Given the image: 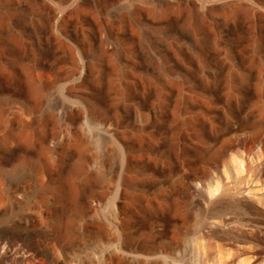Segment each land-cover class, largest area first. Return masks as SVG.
Wrapping results in <instances>:
<instances>
[{
    "label": "rangeland",
    "instance_id": "1",
    "mask_svg": "<svg viewBox=\"0 0 264 264\" xmlns=\"http://www.w3.org/2000/svg\"><path fill=\"white\" fill-rule=\"evenodd\" d=\"M248 185L264 216V0H0V264H201Z\"/></svg>",
    "mask_w": 264,
    "mask_h": 264
},
{
    "label": "bare ground",
    "instance_id": "2",
    "mask_svg": "<svg viewBox=\"0 0 264 264\" xmlns=\"http://www.w3.org/2000/svg\"><path fill=\"white\" fill-rule=\"evenodd\" d=\"M152 1L158 2L161 0H152ZM171 6L172 5L167 4L165 8L159 9L156 5H152L150 7H146V8L144 7L141 10L140 9H138V10L141 11V13L143 10V12H145L146 15L151 16V17L143 16V23L147 24V23H154V21H156L157 18L161 19V16ZM98 46L102 50V52H104V53L107 52V49L105 48L104 40H101L99 42ZM140 65L142 68L145 67V64L142 61L140 62ZM200 95L202 96V98L207 99L206 101L208 103L211 102L212 104H220V103H223L224 101H226L225 98H220V96H218L213 91H203L200 93ZM186 104H185V106H187ZM196 106L198 108V105H196ZM196 106H195V108H196ZM201 106L203 107L202 103H201ZM195 108L192 105L191 107L187 108V111L188 110L194 111ZM207 110H209V109H207ZM199 115H197L196 117L198 118ZM244 130H246V129L244 128ZM241 134H242V136H244L243 133H241ZM250 138L253 140V142L254 141L257 142V140L259 139V138H257V136L255 134H253ZM245 142H247V141L245 140ZM243 186H245V185H243ZM240 187L237 188L238 190L234 189V190L240 192V193H238V194H240L238 196H237V194L234 193V190H232L233 191L232 192L228 188H225V186H224V188L226 190H224V191L222 190L221 193H219L220 191L219 192L217 191V188H214V187L209 188V193L211 195H213V198L211 197V195H209L212 198L211 199L209 197L211 199L210 200L211 206H212L211 209L213 208L212 210H214V211H211L212 213L209 215L208 219H212V218L216 219V218L222 217L223 215L228 214V213H233V214L230 215V217L227 216V218L222 217L224 220L223 226H218V225L215 226L212 224L210 225V221L207 220L202 224V226L205 227V231L203 230L204 232H201L202 226L198 227V231H200L202 236H204V235L208 236L207 241H208V246H209V250H207L208 252L206 253L204 251L203 255L200 256L201 257V262H200L201 264H206L205 261L208 257L209 258H211V257L215 258L216 256H218V258L213 259L214 261L212 264H233V263H230V260L235 255L241 253L245 249L251 250V249H255V248H256V250L252 251L251 252L252 254H250V256L253 258H256V259L262 258L263 262L261 264H264V216H260L258 214L259 213L258 209H257V211H258V213H257L256 208L254 207L255 204H253V202L251 201L252 199L248 197V196H253L255 198H258V195L256 194V192H254V190H255V189H253L254 187H250L249 185L244 187V188L241 187L242 189ZM229 188L231 189L232 187H229ZM242 211H246L247 212L246 215L239 216V214ZM198 226H200V225H198ZM202 238H204V237H202ZM233 245L238 246V249H236V247H234ZM209 260H208V262H209ZM243 260H244V258H242V256H240L239 262H241ZM239 262H237L236 264H238Z\"/></svg>",
    "mask_w": 264,
    "mask_h": 264
}]
</instances>
